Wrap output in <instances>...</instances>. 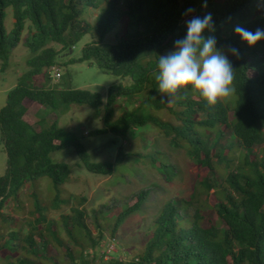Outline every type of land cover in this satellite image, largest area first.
<instances>
[{
    "label": "trees",
    "instance_id": "trees-1",
    "mask_svg": "<svg viewBox=\"0 0 264 264\" xmlns=\"http://www.w3.org/2000/svg\"><path fill=\"white\" fill-rule=\"evenodd\" d=\"M7 7H12L14 18L10 31L4 26ZM86 9L94 11L93 22L84 17ZM262 10L264 0H0V71L8 68L11 51L24 30L27 34L22 43L31 54L29 69L8 90L0 109L6 153V168L0 176V211L27 183L34 189L33 208L28 212L33 221L21 237L15 229L6 230L0 254H8L9 259L3 264H92L94 256L90 257L88 249L96 251L104 236L96 217L98 232L92 235L84 207L71 205L58 220L49 216L51 209L59 210L61 204L85 200L65 188L69 165L54 161L50 155L73 145L89 172L111 175L115 164L90 162L86 149L72 133L58 126L56 118L50 121L28 113L34 103L50 107L53 112L48 114L54 115L66 104L97 110L102 127L90 135L109 132L125 139L133 127L151 124L171 136L173 145L184 146L199 170L189 197L166 201L149 222L144 249L129 260L112 259L108 264H264ZM119 24L123 34L116 42L105 43ZM88 33L91 41L68 63L91 62L131 80L129 85L111 84L105 104L98 92L49 85V67L60 65L56 59L60 51L49 44L72 49ZM167 49H177L183 55L214 51L221 64L218 78L231 85L234 106L218 98L209 76L174 79L170 70L180 71L181 67L167 63L163 55ZM40 80L42 86L36 84ZM121 97L141 100L116 114L114 104ZM163 109L178 122L164 120L154 112ZM225 131L229 132L226 143L213 150L210 143L218 142ZM256 146L258 152L254 151ZM159 168L167 180L174 175L170 164ZM41 177L52 181V200L39 196ZM148 194V188L133 193L134 203L112 218V235L142 207ZM60 222L66 239L58 234ZM49 236L58 246L66 245L60 257L38 251L39 245L44 249Z\"/></svg>",
    "mask_w": 264,
    "mask_h": 264
},
{
    "label": "rangeland",
    "instance_id": "rangeland-1",
    "mask_svg": "<svg viewBox=\"0 0 264 264\" xmlns=\"http://www.w3.org/2000/svg\"><path fill=\"white\" fill-rule=\"evenodd\" d=\"M122 8L125 4H121ZM264 15V10L260 11ZM94 11L86 9L84 17L93 22ZM26 24V23H25ZM4 26L10 31L14 26V18L12 7L5 9ZM122 25H118L104 40L105 43H114L123 34ZM27 30L22 33L21 41L12 49L9 56V65L4 71H0V109L6 101V94L16 83L21 75L28 69V59L31 57L29 50L23 45L24 37ZM91 34H85L72 49H61L57 43H50L60 51L57 56V62L60 64L61 77L58 81L52 82L50 86H58V89H87L92 92H98L106 103L108 87L111 84L122 83L129 85L131 80L129 77L121 78L100 69L93 63L76 62L68 63L69 59H76L81 55L82 47L91 41ZM167 57V63L172 67H181L180 71L171 69V76L174 79L185 77L209 76L212 84L211 89L221 100L234 106L235 96L232 87L227 82H222L218 75L221 71V64L212 50H205L196 55H183L177 49H167L163 53ZM49 74V73H48ZM250 75L253 72L250 71ZM36 84L43 85L40 80ZM46 85V84H45ZM140 97L119 98L114 104L116 114H120L124 109L137 106ZM35 112L28 113L37 118H49L57 120L58 126L72 133L82 144L89 154L90 162H110L114 163V169L111 175H103L89 172L83 166L81 160L73 145L67 148L51 153V158L57 162H65L70 167L68 180L65 182V188L74 196L83 197L85 200L80 203L72 201L70 205H60L59 210L49 212V216L53 219H60L61 213H68L70 206L84 207L87 210L86 222L92 235L96 236L98 229L95 226V217L102 225L103 238L99 243L96 251L92 248L88 249V254L93 258L92 264H108L112 259L122 261L129 260L137 256L144 247L148 239L147 225L152 218L158 213L163 204L176 197L188 198L194 189L197 181L199 170L187 149L184 146H175L171 143V136H166L162 131L151 124L142 127H133L125 139L116 137L111 133H103L90 135L88 133L97 129H101L102 121L100 113L86 105L66 104L56 111V115L48 114L53 112L48 106ZM164 120L177 123L178 120L168 110H155ZM230 116L232 114L230 113ZM45 118V119H46ZM36 129L40 127L35 125ZM229 132L225 131L223 137L218 141H212L213 150L220 148L226 143ZM213 138V136H212ZM211 141V140H210ZM209 141V142H210ZM258 152V146L254 148ZM156 152L161 153L156 154ZM226 153V151H224ZM216 163V159L213 158ZM171 165L174 175L167 180L166 174L159 167ZM6 168V153L3 148L0 134V176ZM220 179V175L215 173ZM143 188L149 189V194L142 207L130 214L124 222L117 228L114 235L111 234L113 217L124 210L127 205L134 203L133 193ZM33 187L31 183H27L22 187L18 197L10 196L5 203L4 208L0 211V244L5 240L3 235H7V229H15L22 236L30 228L29 221H33L31 214H28L33 208L34 198L32 196ZM39 196L45 200H52L55 190L52 181L48 177L39 179ZM65 194L64 196H66ZM211 202L214 201L211 196ZM96 214V215H95ZM42 225V230L43 226ZM54 225V224H53ZM59 236L66 239L65 229L60 222ZM7 230V231H6ZM6 233V234H4ZM108 237H114L116 250L110 260L101 257V244ZM12 243L18 244L19 241L13 240ZM67 245L71 247V243L67 239ZM66 247V245L64 246ZM64 247L58 246L57 243L49 236L44 249L38 246V251L49 256L63 255ZM90 250L92 251L90 253ZM21 251V249H18ZM19 253L15 252L14 256ZM9 259L8 254H0V264Z\"/></svg>",
    "mask_w": 264,
    "mask_h": 264
},
{
    "label": "built area",
    "instance_id": "built-area-1",
    "mask_svg": "<svg viewBox=\"0 0 264 264\" xmlns=\"http://www.w3.org/2000/svg\"><path fill=\"white\" fill-rule=\"evenodd\" d=\"M49 77L52 80V82H56L61 77V68L59 65L54 64L49 67L48 69ZM116 244V240L114 237H108L106 240L103 241L101 244L100 254L101 257L110 260L112 258V254L116 251L114 249V246ZM92 251L90 250V253Z\"/></svg>",
    "mask_w": 264,
    "mask_h": 264
},
{
    "label": "crops",
    "instance_id": "crops-1",
    "mask_svg": "<svg viewBox=\"0 0 264 264\" xmlns=\"http://www.w3.org/2000/svg\"><path fill=\"white\" fill-rule=\"evenodd\" d=\"M42 107L36 103L32 104V106L30 107V110L29 112L32 113V112H37L41 109ZM36 130H39V129H36Z\"/></svg>",
    "mask_w": 264,
    "mask_h": 264
}]
</instances>
